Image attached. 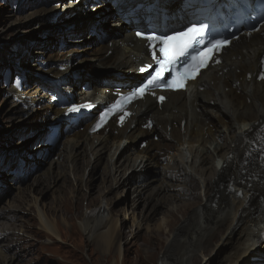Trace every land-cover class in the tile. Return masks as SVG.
<instances>
[{
    "label": "bare ground",
    "instance_id": "6f19581e",
    "mask_svg": "<svg viewBox=\"0 0 264 264\" xmlns=\"http://www.w3.org/2000/svg\"><path fill=\"white\" fill-rule=\"evenodd\" d=\"M87 1L68 0L64 5L66 8H75L80 2L83 5ZM121 2L123 1H116V3ZM55 4L57 2L48 7L55 10L47 9V5H44L40 6L42 8L38 11H32L25 17V19H33L39 13L51 11V14L43 19L44 23L39 34H43L49 25H58L55 28L60 30L67 29L61 26V21L70 20L75 15H80L85 20H96L98 16H89L92 15V11L88 16H84V12L77 9L65 16L55 18L56 11L62 7L55 6ZM17 19L18 17L10 16L7 27ZM176 22L177 26H183L188 20L185 18L178 21L177 19ZM128 27L129 29L117 32L107 43L103 41L96 48L83 46L87 56H91L100 63L117 65L120 69L71 58L70 55L79 51L78 45L70 46L72 44L60 46V50L48 53L47 60L64 61L67 58L66 61L70 59L68 60L69 66L74 59L81 63H92L91 74L95 76L109 75L110 70H139L140 66L150 62L149 50L146 42L135 39V30H131L132 26ZM93 29L97 30L95 27ZM67 34L62 33V38L65 39L66 35L70 36L69 32ZM63 39L62 42H64ZM44 44L43 49L38 51L39 57L40 54L45 56L49 51L47 47H44L48 43L44 42ZM24 46L25 44L23 48ZM13 48L11 57H15L19 46ZM263 57L264 26L258 31L238 38L237 42L224 48L219 61L210 64L206 70L201 72L196 80L190 83L186 91L165 92L166 100L163 102H158L157 97L150 94L144 96L131 107L133 115L122 125L113 119L100 132L93 134L90 129L96 118L91 114L83 115L79 123L74 121L63 128L61 135L64 141L54 146L59 149L56 157L51 158V155L43 157L44 160L50 162L49 168L43 175L41 174L42 176L37 177L31 186H39L42 179L48 181V185L51 184L50 181L56 182L58 179H64L68 170L71 169L77 176L76 180H80L79 185H83L88 169L95 163L101 164L105 158L104 176L111 182L109 185L111 191L117 186H124L125 189L132 185L133 207L135 204L144 203L139 216H136L134 212L133 227L136 230L142 229L141 219L150 220L158 213L157 207L164 206L168 202L173 205L172 211L176 210L183 214V209L188 210L185 216L183 214L184 224L171 235L169 248L165 250L161 258L162 264H209L206 251L208 247L215 245L216 248L219 246L227 248L230 244L232 249L226 257V262L236 264L248 248L252 249L258 242H264L262 241L264 234V165H244L248 153L255 147L254 135L257 129L264 124ZM34 64L37 65L36 62ZM38 67H35L34 73L43 74L47 81L57 80L56 85L53 83L52 86H47L38 81L35 85L23 90L19 80L24 75H18L20 77L18 84L14 81L9 85L4 101L10 109L13 108L20 112V118L31 114L42 115L48 126L53 121L47 117L50 112L61 116L72 104L69 102L62 106V104L59 105L57 99L60 95V87L66 85L70 89L72 76L67 77L64 74L66 64L61 67L59 65L45 66L47 68L44 70L37 69ZM5 80L10 83L9 73L5 75ZM120 82L127 83L123 80ZM111 84L109 77L92 78L89 88L77 92L78 102L90 101L93 106H97L100 103L113 101L115 98L113 92L116 87ZM128 89L130 88H125L124 91ZM33 119L34 116L28 120ZM80 126H85L84 130H81ZM27 131L34 134L42 148L41 151L51 150L50 144L46 142L49 129L37 132L35 129ZM152 134L158 136L157 141L151 138L147 146L140 148L132 145L139 137ZM35 158L37 159L38 155L34 156V160ZM80 159L84 161L82 177L78 173ZM153 166L158 167L159 175L151 177L149 174L141 173V170L146 167ZM31 167L26 164L25 167L23 166V172L30 173ZM153 170L154 168L150 171ZM249 172L252 173V177L246 179ZM20 180L26 183L25 177H21ZM32 191L31 189L30 192ZM146 191L148 193L143 197ZM185 197H192L194 200L193 202H180V205L176 204V201ZM37 203L36 198L35 204L40 214L41 226L43 225L52 235L61 237L55 225L48 222ZM111 204L112 201L108 196L102 193L96 210L86 209L81 222L91 236H98L105 242L109 241L111 233L109 226L112 218ZM12 207H5V217H13L6 213L11 212L14 209ZM170 217L172 218V214ZM170 221L165 216H162L160 220L162 225H166V229L168 225L171 226ZM4 236L7 234L0 231V239ZM253 254L254 252L251 255L254 256ZM249 264H264V253L257 254Z\"/></svg>",
    "mask_w": 264,
    "mask_h": 264
},
{
    "label": "rangeland",
    "instance_id": "374dc122",
    "mask_svg": "<svg viewBox=\"0 0 264 264\" xmlns=\"http://www.w3.org/2000/svg\"><path fill=\"white\" fill-rule=\"evenodd\" d=\"M67 1L0 0V231L7 234V236L0 239V264H162L161 258L165 250L169 248L171 235L184 224L183 214L185 216L188 210L183 209V214L182 212L178 213L176 210V212L172 211L173 205L168 202L164 206H158V213L152 216L150 220H142L140 217L143 221L142 229L136 230L133 227L134 212L136 216H139L144 203L135 204L133 207L132 185L125 189L124 186H117L111 191L109 186L111 182L104 176L105 158H103L101 164L95 163L93 167L88 169L87 175L84 176L83 185H79L80 180H76L77 176L74 170L71 169L68 170V174L64 179H58L56 182L50 181L51 184L48 185L49 182L41 178L43 181L41 180L39 186H31L37 177L42 176L49 168L50 162L44 160L43 157L48 155H51V158L56 157L59 149L54 148V146L62 143L64 137L60 135L59 142L51 145L50 151H41L42 148L36 141L34 134L29 133L27 130L35 129L36 132L48 130L47 122L44 121L42 115L37 116V114L20 118L19 111L17 112L13 108L10 109V106L4 101L9 85L14 81L16 84V79L19 78L18 75H24V77H21L23 78L21 87L23 90L30 88L38 81L47 84V86H52L53 81H47L41 73H34L35 67L40 65L37 69L44 70V68H47L45 66L59 65L61 67L66 64L67 68L64 74L67 75L70 69L68 64L70 59L67 61V58L64 61L47 60L48 53L57 51V49L60 50V46L66 44H72L70 46L78 45L79 51H75L70 55L71 58H77L81 62L89 61L96 63V65L120 69L117 65L100 63L91 56H87L83 46L91 49L96 48L103 41L107 43L117 32L119 33L126 28L129 29L128 26H132L131 30L138 26L134 22L133 24L125 22L116 11L117 7L111 2H107V0H88L83 5L80 2L81 4H77L75 8H66L64 3ZM56 2L55 6H62L56 11L60 13L61 17L77 9L84 12L85 16H88L90 11L99 7H104V9L102 10V16L99 17L100 19H87L78 26L63 30L55 28L47 33L39 34V30L44 23L43 19L50 15L51 11L39 13L33 19H25V17L32 11H38L42 8L40 6L47 5V9H53L48 7ZM10 16L18 17V19L7 27L6 24ZM131 20L133 19L131 18ZM91 27H95L97 30ZM64 32L66 34L69 32L70 36H67V34L66 38L63 39L61 35ZM62 39L64 42H62ZM44 42L48 43L44 47H47L49 51L45 56L40 54V58L38 51L43 49ZM24 44V48L27 49L23 48ZM15 46H19V53L17 54L18 51L15 52L14 50L15 57H11L12 49ZM35 62L37 65L34 64ZM124 71L136 72L138 70ZM7 73L11 76L10 83L5 80ZM94 77H109L113 87H115L117 81L120 82L121 80L130 83L139 82V79L129 81L128 78L122 79L114 75L95 76L88 73L84 76L72 77L69 85L70 89L66 85L61 88H64L69 98L77 99V92L84 90L83 86L85 84H88L85 89L89 88ZM91 114H96V109H92ZM32 116H34V119L28 120ZM59 116L50 112L47 117L52 120ZM25 123L27 124L25 125ZM80 128L84 130L85 126H80ZM142 138L146 141L145 146H147L149 139L153 138L157 141L158 136L155 134L141 136L132 145L136 148L142 147L140 144ZM35 155H38V158H35L36 161L34 160ZM79 162L78 173L81 176L84 161L80 159ZM26 164L32 166L31 172L28 174L23 172V166L25 167ZM153 168L154 170L151 172L150 170ZM147 171L148 173H146ZM141 173L153 177L159 175V170L157 166L146 167L141 170ZM21 177H25L26 183L22 182V179L20 180ZM74 180H76L75 183ZM31 189L33 190L32 193L30 192ZM102 193H105L112 201L110 206L112 218L109 223L111 233L109 241L106 242L98 236H91L81 225L86 209L90 208L89 211H94L100 202ZM147 193L148 191L143 194V197ZM36 198L38 207L45 214L48 222L55 225L57 233L61 237L58 238V236L52 235L43 225L41 226L40 214L35 204ZM193 200L192 197H185L180 198L175 203L180 205V202H193ZM9 206H13L12 209H14L6 213L9 216L13 215L12 218L4 216V209L9 208ZM171 214L172 218L170 217ZM162 216L168 217L171 220L170 223L172 222L167 229L165 228L166 225L164 226L160 222ZM262 241H264L263 236ZM231 249V244L227 248L226 246L216 248L215 245L208 247L206 251L209 264H227L226 257ZM253 252L254 256L251 255ZM260 253H264V242H258L252 249L248 248L236 264H249Z\"/></svg>",
    "mask_w": 264,
    "mask_h": 264
},
{
    "label": "snow or ice",
    "instance_id": "6c2138e0",
    "mask_svg": "<svg viewBox=\"0 0 264 264\" xmlns=\"http://www.w3.org/2000/svg\"><path fill=\"white\" fill-rule=\"evenodd\" d=\"M205 25H193L183 32H176L171 36H158L151 34L147 36V40L152 42L150 46L153 49L152 59L159 65L155 74L152 75L148 81L140 87L135 88L128 97L124 98V102H130L137 96H143L146 91L152 87H166L174 90L182 89L190 79H195L201 68L207 67L208 62L213 55L220 51L228 44V41H214L210 42L205 50L197 51L188 60L190 50L195 48L199 42V38L204 35ZM159 43V57L156 55L157 43ZM184 60L185 67L183 71L177 69V65ZM143 70V69H142ZM173 72L174 75L171 80L164 81L165 72ZM163 99V97H161ZM121 102L118 101L113 105V109L119 111ZM71 110V109H70ZM112 109L109 110L111 112ZM108 113L102 114L101 121H105ZM123 119V117L121 118ZM101 126V125H98Z\"/></svg>",
    "mask_w": 264,
    "mask_h": 264
},
{
    "label": "water",
    "instance_id": "95a60500",
    "mask_svg": "<svg viewBox=\"0 0 264 264\" xmlns=\"http://www.w3.org/2000/svg\"><path fill=\"white\" fill-rule=\"evenodd\" d=\"M97 15H99V11L97 12H93L92 15H89V16H92V17H96ZM65 16V15H64ZM85 16V15H84ZM61 15L59 14H55V18H60ZM98 17V16H97ZM85 19L81 18L80 15H75L72 19L70 20H63L61 21V26L63 27H67V29L69 27H73V26H78L80 25ZM58 25L56 26H51L49 25L45 31V32H49L51 29L57 27ZM93 64L92 63H81L79 62L77 59H74L73 61H71V64H70V70H69V74H67V77L68 76H72V77H75V76H78V75H81V76H84L85 74H88V73H91L93 71ZM109 72V75H114V76H124V75H127V73L125 71H122V70H110L108 71ZM95 73V72H94ZM130 79H135V78H138L140 76L139 73L137 72H132L131 74H128L127 75ZM144 81V80H143ZM102 107H100L99 109H101ZM72 115H69V116H66L67 118H70ZM66 117H63V119H66ZM24 123V122H23ZM51 123V124H50ZM49 125H52V124H56L58 123L57 122H50ZM27 124V123H25ZM143 141V139L140 140V143Z\"/></svg>",
    "mask_w": 264,
    "mask_h": 264
},
{
    "label": "flooded vegetation",
    "instance_id": "af4514ba",
    "mask_svg": "<svg viewBox=\"0 0 264 264\" xmlns=\"http://www.w3.org/2000/svg\"><path fill=\"white\" fill-rule=\"evenodd\" d=\"M166 9L170 10V11H173V10H176L177 9V6H167Z\"/></svg>",
    "mask_w": 264,
    "mask_h": 264
}]
</instances>
